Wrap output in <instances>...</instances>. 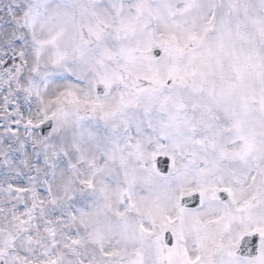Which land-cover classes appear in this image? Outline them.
<instances>
[{
  "label": "snow or ice",
  "instance_id": "snow-or-ice-1",
  "mask_svg": "<svg viewBox=\"0 0 264 264\" xmlns=\"http://www.w3.org/2000/svg\"><path fill=\"white\" fill-rule=\"evenodd\" d=\"M0 264H264V0H0Z\"/></svg>",
  "mask_w": 264,
  "mask_h": 264
}]
</instances>
